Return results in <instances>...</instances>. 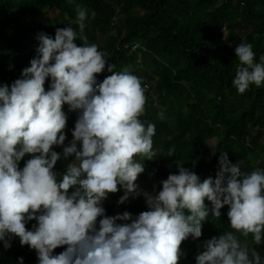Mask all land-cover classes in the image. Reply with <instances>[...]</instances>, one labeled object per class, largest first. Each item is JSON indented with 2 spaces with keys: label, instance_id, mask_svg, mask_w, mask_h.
I'll use <instances>...</instances> for the list:
<instances>
[{
  "label": "clouds",
  "instance_id": "9594fccd",
  "mask_svg": "<svg viewBox=\"0 0 264 264\" xmlns=\"http://www.w3.org/2000/svg\"><path fill=\"white\" fill-rule=\"evenodd\" d=\"M76 12L79 32L64 27L56 29L54 38L40 33L36 56L21 78L0 85L3 247L10 248L18 237L22 246L35 250L37 264H177L182 241L201 237L204 222L209 216L219 219L227 205L235 231L206 240L196 264H264L236 235L251 234L257 245L264 242V170L242 172L222 152L214 179L201 182L190 168L176 163L177 174L160 181L158 192H141L134 181L145 171L143 161L158 153L155 125L141 119L147 100L142 79L109 64L112 74L98 82L96 74L105 70L108 59L83 36L86 9L76 5ZM77 39L84 43L77 46ZM234 51L238 63L232 86L237 92L264 86V55L257 62L247 42ZM46 78L51 81L47 91ZM65 104L78 118L63 157L75 158L58 181L53 168L61 154L53 146L66 140ZM26 155L30 158L20 168ZM121 189L118 204L142 195L148 210L135 217L127 211L106 216L103 201ZM32 220L37 224L27 230ZM60 246L67 247L54 254ZM17 264H24L22 257Z\"/></svg>",
  "mask_w": 264,
  "mask_h": 264
},
{
  "label": "trees",
  "instance_id": "16d2710c",
  "mask_svg": "<svg viewBox=\"0 0 264 264\" xmlns=\"http://www.w3.org/2000/svg\"><path fill=\"white\" fill-rule=\"evenodd\" d=\"M76 5L87 11L83 31L87 43L96 44L108 59L105 70L96 74L98 82L112 74L107 71L111 64L116 66L114 71L127 68L139 75L146 87L147 100L141 119L155 125L158 150L172 163L170 171L151 165L149 170L156 177L157 187L149 193L158 192L159 182L169 174H177L176 163L190 168L201 182L208 177L214 179L222 152L242 172L264 170V86L251 85L243 94L232 86L238 63L234 50L239 43L253 45L257 62L264 55V0H0V85L10 86L21 78L22 70L36 56L40 33L54 38L56 29L64 27L79 32ZM50 7L57 11L55 15L47 14ZM115 18L121 21L123 30L117 37H108L103 46L98 45L97 35L107 34ZM74 42L77 46L84 43L79 39ZM130 42L139 44L141 58L137 51L124 46ZM145 64L149 73L141 69ZM153 78L155 85H151ZM50 82L46 78V91ZM156 101L160 106L169 101L178 103L179 108L183 101L186 110L169 124L164 114L154 109ZM62 111L67 117L63 130L66 140L61 146H53L61 154L53 168L58 181L65 174V164L68 167L63 148L72 140L78 118V113L70 111L67 104ZM211 138L216 141L210 147ZM79 146L77 142L78 149ZM169 149L174 150L171 157ZM250 157L255 158L254 162L244 164ZM29 158L26 155L18 166L22 168ZM134 183L141 192L148 190L144 182ZM123 191L109 193L103 201L106 216L119 214L116 204ZM205 203L211 207L206 199ZM124 206L127 209L123 212L133 217L148 210L142 195L130 197ZM228 210L227 205L222 207L219 219L209 216L202 226L201 237L189 236L182 241L179 247L183 255L177 264H196L195 258L204 250L206 240L235 231L230 226ZM36 224L35 220L29 221L26 229L32 230ZM236 235L250 251H257L264 259V242L257 245L251 234ZM10 243L11 247L5 249L0 241V264H17L21 257L24 264H37L34 249L22 246L18 237H13ZM66 247H57L53 253L59 254Z\"/></svg>",
  "mask_w": 264,
  "mask_h": 264
},
{
  "label": "rangeland",
  "instance_id": "374dc122",
  "mask_svg": "<svg viewBox=\"0 0 264 264\" xmlns=\"http://www.w3.org/2000/svg\"><path fill=\"white\" fill-rule=\"evenodd\" d=\"M57 11L50 7V9L47 10V14L48 15H55ZM123 30V25L121 23V21L117 18L114 19L113 23H112V28L110 29V31L107 34H101L99 33L97 35V39H96V43L100 46H103L105 44V41L108 39V37H117L120 32ZM223 32L228 33L227 30H223ZM143 67L142 66V70L146 71L149 73V69L147 68V64H145ZM139 76V75H137ZM151 85H155L154 82V78L151 80ZM146 88V87H145ZM154 109L160 113H163L164 116L166 117V119L168 120L169 124H173L175 121L176 116L179 114V112H185L186 107H185V103L182 101L180 108H179V104L178 103H173L171 101L166 102L163 106L158 105V102L156 101L154 104ZM181 110V111H180ZM153 141H154V148L158 151L157 155L155 156V158L151 161L145 159L143 161L144 166H145V171L141 174L138 175L137 180L140 182H144L145 185L147 186V191L150 192L153 188L157 187V183L155 181L156 177L150 172V167L153 164V166H161L166 168L167 171L172 170V163L168 162L165 160L164 155L158 150V141L153 137ZM216 139L215 138H211L208 140L209 146H213L215 144ZM74 154L68 156L67 158L64 157V160L66 163H68V166L74 161ZM143 159V158H140ZM253 159V160H252ZM255 158L254 157H250L248 158V160L245 161L244 164L246 165H251L254 162ZM67 170V164H65V168H64V173H66ZM162 181V180H161ZM124 192V191H123ZM124 195V193H123ZM130 198V197H129ZM128 201V200H127ZM127 201H125L127 204ZM127 209V206H124L123 204H116V210L118 211V213H123L124 210ZM253 243L255 244L254 240ZM253 244V246H254ZM252 246V245H251Z\"/></svg>",
  "mask_w": 264,
  "mask_h": 264
},
{
  "label": "built area",
  "instance_id": "2783aa9c",
  "mask_svg": "<svg viewBox=\"0 0 264 264\" xmlns=\"http://www.w3.org/2000/svg\"><path fill=\"white\" fill-rule=\"evenodd\" d=\"M125 47H130L132 51H137L139 58H141V51L139 50V44L137 42H130L124 45ZM129 202V199L127 203ZM126 203V202H124Z\"/></svg>",
  "mask_w": 264,
  "mask_h": 264
}]
</instances>
